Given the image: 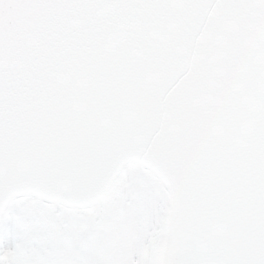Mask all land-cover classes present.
<instances>
[{
  "label": "water",
  "instance_id": "95a60500",
  "mask_svg": "<svg viewBox=\"0 0 264 264\" xmlns=\"http://www.w3.org/2000/svg\"><path fill=\"white\" fill-rule=\"evenodd\" d=\"M263 141L264 0H0V213L91 205L137 162L163 264H264Z\"/></svg>",
  "mask_w": 264,
  "mask_h": 264
},
{
  "label": "rangeland",
  "instance_id": "374dc122",
  "mask_svg": "<svg viewBox=\"0 0 264 264\" xmlns=\"http://www.w3.org/2000/svg\"><path fill=\"white\" fill-rule=\"evenodd\" d=\"M139 179L146 181L144 189L159 190V183L150 173L131 165L92 217L33 198L14 200L0 222V264H158L164 221L148 215L147 230L141 224L143 244L139 247L130 229L136 222L133 205ZM159 194L162 201L158 212L162 215L164 192L159 190ZM139 199L142 206L143 193ZM95 213H101L105 220L93 241L90 220Z\"/></svg>",
  "mask_w": 264,
  "mask_h": 264
},
{
  "label": "bare ground",
  "instance_id": "6f19581e",
  "mask_svg": "<svg viewBox=\"0 0 264 264\" xmlns=\"http://www.w3.org/2000/svg\"><path fill=\"white\" fill-rule=\"evenodd\" d=\"M145 187H146V181L144 179H139L136 182V192H135L134 205H133V213H134L136 222H135V225L131 227L130 229L133 232L134 243H136L138 247L143 244L142 235H141V224L143 225L144 229L147 230L146 222L149 220V216H148L149 214H151L154 219L156 218L159 220L158 209L161 206L160 202L162 201L161 196L159 194V190L161 192L164 191L162 186H160L159 184H158L159 190L157 192H155L154 190L144 189ZM142 193H143V199H142V206H141L139 197ZM95 215L96 216L92 220H90L91 222H93L92 224L93 232L91 233L93 241L95 239V235L98 230V227L105 220V216H103L101 213H96ZM77 224L80 226L81 230H83L80 220H78ZM88 239L92 241L89 235H88Z\"/></svg>",
  "mask_w": 264,
  "mask_h": 264
}]
</instances>
